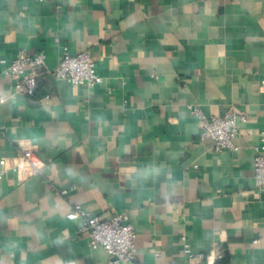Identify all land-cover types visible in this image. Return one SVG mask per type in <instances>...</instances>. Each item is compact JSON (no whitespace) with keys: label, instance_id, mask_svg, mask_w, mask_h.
<instances>
[{"label":"crops","instance_id":"crops-1","mask_svg":"<svg viewBox=\"0 0 264 264\" xmlns=\"http://www.w3.org/2000/svg\"><path fill=\"white\" fill-rule=\"evenodd\" d=\"M64 47L102 80L57 79ZM39 52L36 91L17 92L5 69ZM263 80L264 0H0V160L28 147L42 163L25 179L0 165V264H108L67 217L76 205L128 212L137 261L122 264H264ZM190 103L247 115L237 149L201 140Z\"/></svg>","mask_w":264,"mask_h":264},{"label":"built area","instance_id":"built-area-1","mask_svg":"<svg viewBox=\"0 0 264 264\" xmlns=\"http://www.w3.org/2000/svg\"><path fill=\"white\" fill-rule=\"evenodd\" d=\"M56 41L60 39L57 37ZM65 53L58 60L52 70L57 79L67 80L72 84H85L93 88L102 80L97 73L94 57L87 51L71 55L64 47ZM46 54L44 52L29 56L20 53L5 69L10 75L17 92L32 95L38 87V78L47 71ZM264 83V80H263ZM5 97L0 89V104L5 102ZM189 110L200 122L201 140L212 139L215 152L234 151L237 146L234 138L240 132V125L246 124L248 117L239 113L233 107L229 108L222 116H208L198 103H190ZM253 165L255 178L260 186H264V129L260 132L259 141L253 147ZM4 169H11L21 175L23 179L41 173L42 163L36 151L28 147L18 148L15 158L0 160ZM66 191H60L64 194ZM71 220L80 219L82 225L80 233H87L89 244L93 248L103 247L107 252L108 264L133 263L137 261L135 233L127 211L117 212L111 217L92 215L76 205L67 215ZM188 248V244H184ZM221 253L205 255L202 252H189L190 260H199L192 264H215Z\"/></svg>","mask_w":264,"mask_h":264}]
</instances>
